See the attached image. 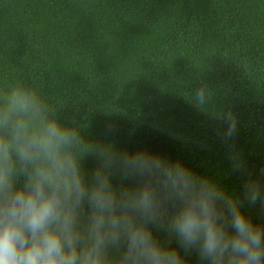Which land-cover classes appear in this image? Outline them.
Masks as SVG:
<instances>
[{
  "label": "trees",
  "instance_id": "1",
  "mask_svg": "<svg viewBox=\"0 0 264 264\" xmlns=\"http://www.w3.org/2000/svg\"><path fill=\"white\" fill-rule=\"evenodd\" d=\"M11 79L62 122L98 138L111 123L119 147L178 159L242 195L212 115L230 106L236 150L250 172L264 168V0H0V86ZM201 84L208 111L188 98ZM242 211L264 223L259 206Z\"/></svg>",
  "mask_w": 264,
  "mask_h": 264
},
{
  "label": "clouds",
  "instance_id": "2",
  "mask_svg": "<svg viewBox=\"0 0 264 264\" xmlns=\"http://www.w3.org/2000/svg\"><path fill=\"white\" fill-rule=\"evenodd\" d=\"M213 95L201 84L188 98L208 111ZM60 110L20 79L0 86V264H264V223L242 211L264 216V168L250 172L236 150L230 106L212 115L242 195Z\"/></svg>",
  "mask_w": 264,
  "mask_h": 264
}]
</instances>
